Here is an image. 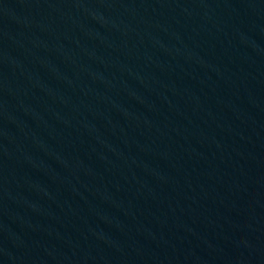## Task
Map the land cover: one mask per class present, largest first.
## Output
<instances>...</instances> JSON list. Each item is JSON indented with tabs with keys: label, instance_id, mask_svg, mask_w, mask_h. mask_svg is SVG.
<instances>
[{
	"label": "water",
	"instance_id": "water-1",
	"mask_svg": "<svg viewBox=\"0 0 264 264\" xmlns=\"http://www.w3.org/2000/svg\"><path fill=\"white\" fill-rule=\"evenodd\" d=\"M0 264H264V0H0Z\"/></svg>",
	"mask_w": 264,
	"mask_h": 264
}]
</instances>
